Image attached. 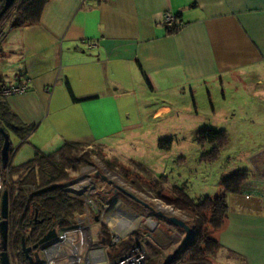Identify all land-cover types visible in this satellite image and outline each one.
I'll return each instance as SVG.
<instances>
[{
	"label": "crops",
	"instance_id": "obj_1",
	"mask_svg": "<svg viewBox=\"0 0 264 264\" xmlns=\"http://www.w3.org/2000/svg\"><path fill=\"white\" fill-rule=\"evenodd\" d=\"M169 13L181 24L174 33ZM0 81L29 86L5 102L37 126L28 137L35 152L87 142L120 163L119 149L157 121L196 130L199 102L209 100L229 136L214 164L250 174L227 197L213 264H264V0H49L39 24L0 43ZM69 244L55 250L59 258Z\"/></svg>",
	"mask_w": 264,
	"mask_h": 264
},
{
	"label": "rangeland",
	"instance_id": "obj_2",
	"mask_svg": "<svg viewBox=\"0 0 264 264\" xmlns=\"http://www.w3.org/2000/svg\"><path fill=\"white\" fill-rule=\"evenodd\" d=\"M199 103H202L203 108L196 130H191L189 126L174 128L172 124L160 120L153 123L142 141L128 145L127 149H119L125 155L120 158L123 162L121 164L129 168L133 166L136 171L132 170L134 176L127 177L118 169H111L97 156L93 157L91 165L82 167L74 175L68 183V189L84 200L85 214L78 218L73 228L60 231L59 237L65 236L66 231H70L68 237L75 235L78 238L84 233V243H91L93 248L88 252L90 254L75 255L81 257L68 259L64 264H84L85 258H89V264H112L119 258L116 251L122 250L121 244H131L134 239H139L137 246L140 245L146 253V264L171 263L187 235L183 229L170 225L158 212L165 217L181 219L191 228H194V221L161 200L136 174H140L146 181L159 182L160 178L166 177V183L162 184L165 196L174 197L172 189L177 187L184 189L188 197L197 200L207 197L205 193L215 195L212 191L218 187L220 191L222 178L238 171L234 164L225 163L224 159L218 164L201 163L202 155L208 153L211 147H200L195 141V133L204 128L223 129L216 126L211 102L203 100ZM10 138L16 149L20 145L18 138L12 133ZM170 140L173 141L171 149L161 150L159 142ZM92 150L97 148L92 146L90 151ZM34 155L35 149L28 143L24 144L15 154L13 163L22 165ZM103 155L108 161L114 159L112 153L104 151ZM236 156L238 154L235 158ZM205 188L213 189L209 191ZM104 231L111 239L110 244L103 238ZM210 262L213 264L211 258Z\"/></svg>",
	"mask_w": 264,
	"mask_h": 264
},
{
	"label": "trees",
	"instance_id": "obj_3",
	"mask_svg": "<svg viewBox=\"0 0 264 264\" xmlns=\"http://www.w3.org/2000/svg\"><path fill=\"white\" fill-rule=\"evenodd\" d=\"M48 2L49 0H14L10 8L3 13L6 0H0V32L6 25L13 30L39 24ZM175 31L177 30L171 32ZM4 88V83L0 81V127L9 134L13 133L22 141L16 149L11 145L10 163L4 170L5 173L8 172L5 191L9 195L7 252L13 264H30L23 253V244L26 248L32 249L51 230L60 232L71 229L77 224L78 218L85 214L84 200L68 189V183L82 167L91 165L94 156L105 161L111 169H118L125 173L127 177L134 176L132 170L135 171V168L122 165L115 158L106 160L100 145L76 141H66L60 149L51 154L37 150L30 161L14 166L15 154L28 143V137L36 131L37 126L24 125L10 110L2 94ZM68 89L73 96L69 85ZM73 100L78 102L74 96ZM195 141L202 148L206 145L211 147L208 153L202 155L201 163L214 164L219 160L222 150L227 147L229 136L222 130L204 128L195 133ZM172 143V140L160 141L159 147L161 150L169 151ZM2 144L3 139L0 140V150ZM92 146H95L97 150L90 151ZM136 176L152 188L161 200L174 206L176 210L194 221V237L183 244L170 264H211L210 258L212 259L220 250V244L214 239V235L226 222L227 197L229 194L239 192L242 185L249 179V172L241 170L233 172L222 178L218 194L197 200L188 197L184 189L177 187L172 189L174 197L165 196L162 184L166 183L167 179L164 177L157 182L146 181L140 174ZM103 234L107 244H110L111 239L107 237L108 233L104 231ZM138 241L139 239H134L131 244L130 242L122 243V250H115L118 257H122L136 246ZM34 253L35 250H32L30 256Z\"/></svg>",
	"mask_w": 264,
	"mask_h": 264
},
{
	"label": "water",
	"instance_id": "obj_4",
	"mask_svg": "<svg viewBox=\"0 0 264 264\" xmlns=\"http://www.w3.org/2000/svg\"><path fill=\"white\" fill-rule=\"evenodd\" d=\"M14 0H6V5L4 8V12H6L10 6L13 4ZM2 13V14H3ZM0 140L3 139L2 148L0 150V158L2 168L5 170L10 163V149H11V138L9 133H7L4 129H0ZM106 180V178H103ZM134 198V197H133ZM2 221L0 222V260L2 264H11L10 258L8 255V234H9V195L5 191L2 198ZM158 215L165 218L171 225L181 228L186 232V240L184 243H188L195 235V229L191 228L185 221L178 219L176 217H165V215L161 212H158ZM59 232L56 230H51L47 233V235L37 244L34 248H26L23 244V253L28 258L30 264L40 263L41 256L39 254V249L41 247H50L56 244L59 241ZM32 250H35L33 256H30Z\"/></svg>",
	"mask_w": 264,
	"mask_h": 264
},
{
	"label": "built area",
	"instance_id": "obj_5",
	"mask_svg": "<svg viewBox=\"0 0 264 264\" xmlns=\"http://www.w3.org/2000/svg\"><path fill=\"white\" fill-rule=\"evenodd\" d=\"M164 25L171 31L178 30L181 28V24L179 20L171 13L166 14L164 16ZM8 25H6L2 31L0 32V43L4 40L6 34L9 31ZM88 46L90 48H93L95 43L93 42H87ZM29 90V86L27 84H17L5 87L2 91V94L5 98H9L12 96L17 95H23ZM8 177V172H4V169L2 168L1 164V158H0V222L2 221V198L3 194L5 192L6 187V179ZM70 231H66L65 235H68ZM1 240V239H0ZM50 247H41L39 249V254L41 256V262L40 263H34V264H54L51 260L50 255ZM51 262V263H50ZM147 262V256L145 251L140 245H136L133 248H131L129 251H127L122 257H119L117 261L113 262L112 264H146ZM0 264H2L0 260ZM110 264V263H105ZM178 264V263H177Z\"/></svg>",
	"mask_w": 264,
	"mask_h": 264
},
{
	"label": "bare ground",
	"instance_id": "obj_6",
	"mask_svg": "<svg viewBox=\"0 0 264 264\" xmlns=\"http://www.w3.org/2000/svg\"><path fill=\"white\" fill-rule=\"evenodd\" d=\"M168 214V213H167ZM85 236H84V233H83V235H82V237H81V240L78 238H75V235H74V238L75 239H77V240H75L77 243H79V245L80 246H78V245H76V244H74V243H72V244H69V242H70V240L71 241H74V240H72V239H70L69 237H68V235H65V236H63V237H61L60 239H59V241H57L56 242V244L55 245H53L51 248H50V250H49V252H50V255H51V260H52V263H54V264H64V262L65 261H67L68 259H73V258H80V257H75V253H77V250H76V247L78 246V247H82V249H83V251L81 252V255H85V254H90V253H88L89 251L91 252V250H92V244L91 243H88V242H86V243H84V241H86L85 240V238H84ZM66 242L69 244L67 247H66V249L64 250L63 249V251H65V253H62V257H60L59 258V253L60 252H56L55 250H60L61 248H63L64 246H65V244H66ZM82 244H83V246H82ZM73 247V248H72ZM89 258H85L84 260H83V263L84 264H89ZM51 263V262H50Z\"/></svg>",
	"mask_w": 264,
	"mask_h": 264
},
{
	"label": "flooded vegetation",
	"instance_id": "obj_7",
	"mask_svg": "<svg viewBox=\"0 0 264 264\" xmlns=\"http://www.w3.org/2000/svg\"><path fill=\"white\" fill-rule=\"evenodd\" d=\"M168 211H169V210H168ZM168 211H167V212H168ZM170 212H171V211H169V213H170Z\"/></svg>",
	"mask_w": 264,
	"mask_h": 264
}]
</instances>
